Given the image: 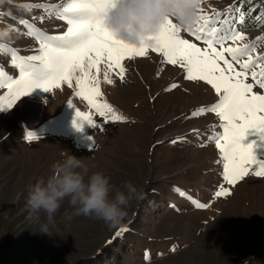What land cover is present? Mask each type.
<instances>
[{
  "label": "rangeland",
  "instance_id": "obj_1",
  "mask_svg": "<svg viewBox=\"0 0 264 264\" xmlns=\"http://www.w3.org/2000/svg\"><path fill=\"white\" fill-rule=\"evenodd\" d=\"M238 1L204 0L201 8L208 15L225 13ZM61 3L3 0L0 31L9 38L0 44L21 57L37 54L39 44L19 19L45 34H63L67 24L54 12L27 10L28 4ZM241 32L246 39L237 42L240 46L264 37V26ZM180 35L204 47L182 29ZM257 55H264V41L257 43L253 57ZM122 63L124 79L109 73L112 84L103 82L100 66V99L126 122L99 117L76 95L74 81L72 87L62 84L49 92L37 88L10 110L0 111V264H264V177L249 172L234 186L227 185L217 163L221 154L208 139L223 133V122L212 112L192 116L217 103L218 95L203 81L185 79L182 68L161 63L151 50ZM0 70L5 79L19 78L11 52L0 51ZM248 82L256 94L264 95L250 76ZM171 84L179 87L166 91ZM7 93V87L0 88V98ZM77 110L90 113L96 126L77 119ZM29 131L37 135L31 141L26 138ZM242 143H253L257 159L264 161L260 134ZM66 152L86 158L93 171L104 172L117 186L131 181L143 188L145 199L129 208L116 227L73 216L65 201L52 234L37 233L39 221L26 207L28 194ZM221 186L230 195L217 197ZM192 201L207 206L197 208Z\"/></svg>",
  "mask_w": 264,
  "mask_h": 264
},
{
  "label": "snow or ice",
  "instance_id": "obj_2",
  "mask_svg": "<svg viewBox=\"0 0 264 264\" xmlns=\"http://www.w3.org/2000/svg\"><path fill=\"white\" fill-rule=\"evenodd\" d=\"M111 3L112 0H63L60 5L28 4L29 11L40 8L49 14L54 12L58 19L67 24V28L63 34L48 35L28 20L19 19V23L27 29L26 34L34 36L39 47L35 50L37 54L21 57L11 48L0 44V51L11 52L12 63L19 69L18 79H5L6 74L0 70V88L8 89L7 95L0 98V111L10 110L21 97L37 88L49 92L62 84L72 87L74 81L76 95L87 101L99 117H110L113 122H126V118L110 104L101 102L100 66H104L103 82L112 84L109 73L124 79V59L146 56L151 50L161 57V63L182 68L185 79L203 81L218 95L217 103L209 108H199L192 116L212 112L223 122L220 125L223 133L208 137L215 141L221 154L217 163L222 164L223 181L234 186L249 172L264 177V161L258 160L254 154V144L245 146L242 143L247 136L256 134H260V139L264 141V95L256 94L253 83L248 82L250 76L255 85L264 88V55L253 57L256 45H238L237 42L246 39L244 34L232 26L230 20L221 19L222 13L214 11L208 15L200 7L199 22L193 30L185 32L201 41L204 47L182 38L181 29L172 19L149 37L152 43L141 47L131 46L116 39L102 25L101 16ZM202 3L204 0H199V4ZM4 15L0 13V19ZM39 19L42 23L44 17ZM243 19L241 15L240 21L243 22ZM177 87L179 85L171 84L166 91ZM76 118L96 126V120L90 113L77 110ZM77 130L82 128L78 126ZM36 137L32 131L26 134L29 141ZM180 195L184 196L185 193L180 192ZM215 195L227 196L230 192L221 186ZM192 202L197 208L207 206Z\"/></svg>",
  "mask_w": 264,
  "mask_h": 264
},
{
  "label": "clouds",
  "instance_id": "obj_3",
  "mask_svg": "<svg viewBox=\"0 0 264 264\" xmlns=\"http://www.w3.org/2000/svg\"><path fill=\"white\" fill-rule=\"evenodd\" d=\"M199 0H112L101 16L102 25L116 39L141 47L152 43L161 25L169 19L184 31L193 30L200 17ZM9 38L0 31V41ZM86 158L66 152L52 165L46 180L35 184L28 194L26 207L38 221L37 233L52 234L56 216L63 203L68 202L73 216L93 217L109 227L120 225L128 209L145 199L143 188L131 181L117 186Z\"/></svg>",
  "mask_w": 264,
  "mask_h": 264
},
{
  "label": "trees",
  "instance_id": "obj_4",
  "mask_svg": "<svg viewBox=\"0 0 264 264\" xmlns=\"http://www.w3.org/2000/svg\"><path fill=\"white\" fill-rule=\"evenodd\" d=\"M230 9V8H229ZM222 13L221 19H228L232 22V26L236 29L243 31L248 26H264V0H239L231 7V11ZM243 15V22L240 21V16ZM260 17V19H257ZM255 44L264 41L263 36L259 37Z\"/></svg>",
  "mask_w": 264,
  "mask_h": 264
}]
</instances>
